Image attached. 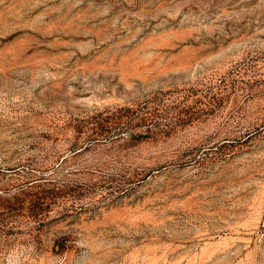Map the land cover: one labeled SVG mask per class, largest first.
<instances>
[{"label":"rangeland","instance_id":"obj_1","mask_svg":"<svg viewBox=\"0 0 264 264\" xmlns=\"http://www.w3.org/2000/svg\"><path fill=\"white\" fill-rule=\"evenodd\" d=\"M0 264H264V0H0Z\"/></svg>","mask_w":264,"mask_h":264}]
</instances>
